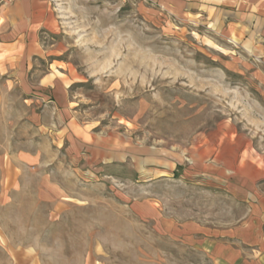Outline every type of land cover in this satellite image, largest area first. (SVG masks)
<instances>
[{"label":"rangeland","instance_id":"rangeland-1","mask_svg":"<svg viewBox=\"0 0 264 264\" xmlns=\"http://www.w3.org/2000/svg\"><path fill=\"white\" fill-rule=\"evenodd\" d=\"M53 1L72 112L0 196V264H218L203 241L250 215L227 179L264 161L263 53L197 0Z\"/></svg>","mask_w":264,"mask_h":264},{"label":"crops","instance_id":"crops-1","mask_svg":"<svg viewBox=\"0 0 264 264\" xmlns=\"http://www.w3.org/2000/svg\"><path fill=\"white\" fill-rule=\"evenodd\" d=\"M197 1L215 5L217 21L238 39L252 37L251 50L264 56V0ZM57 26L53 0H0V196L16 186L24 167L45 164V139L65 143L69 85L44 63L43 36ZM234 168L227 183L250 215L240 226L209 233L203 245L218 264H264V161L240 156Z\"/></svg>","mask_w":264,"mask_h":264}]
</instances>
